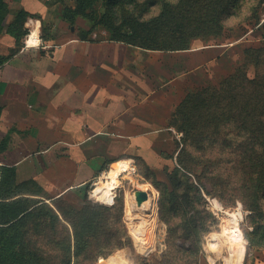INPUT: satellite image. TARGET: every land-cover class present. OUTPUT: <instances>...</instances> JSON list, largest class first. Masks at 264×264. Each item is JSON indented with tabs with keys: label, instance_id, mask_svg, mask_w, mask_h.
Here are the masks:
<instances>
[{
	"label": "rangeland",
	"instance_id": "374dc122",
	"mask_svg": "<svg viewBox=\"0 0 264 264\" xmlns=\"http://www.w3.org/2000/svg\"><path fill=\"white\" fill-rule=\"evenodd\" d=\"M45 1L49 0H1L0 50L4 54L0 61L26 48L34 27H40L39 46L48 43L49 31H73L96 42L111 37L104 22L114 25L106 0H96L93 11H88L91 19L75 16L71 23L63 19L72 15L65 8H77L83 0L80 4L65 0L59 5L57 24L40 26L38 11L48 5ZM50 1L49 5L56 3ZM231 1L137 0L134 5L118 4L116 37L148 48L164 42L170 47L168 42L176 40L173 47L192 52L219 45L226 50L222 64L216 62L208 71L194 75L192 85L176 74L177 81L163 86L169 81L163 75L165 65L162 62L160 68H151L149 76L158 80L155 93L149 97L146 89H140L145 93L138 102L128 103L125 118L130 125L144 123L142 130L135 129L142 133L126 135L120 142L116 141L119 136L113 135L103 152L109 160L104 170L77 195L56 200V206L49 200L60 219L43 205L25 222L6 228L1 224L6 216L0 212V264H232L233 246L225 231L228 213L241 217L242 264H264V247L250 245L247 238L264 222V52L259 56V50L264 51V0H239L227 13L225 4ZM16 27L17 35L11 31ZM176 28L184 29L178 38L173 35ZM254 60L257 62L251 64ZM198 63L194 61L192 67ZM235 76L242 78V89H246L238 100L224 92L233 89L228 82ZM17 138L8 132L0 159L5 156L9 163H16L30 153L23 143L17 145ZM13 148H19L20 155ZM121 160L131 165L120 178L113 203L97 202L91 195L95 185ZM18 168L14 192L35 191L23 166ZM139 191L156 198L155 214L144 212L151 224L146 230L152 246L148 252L140 249L128 230L127 203L132 197L136 202Z\"/></svg>",
	"mask_w": 264,
	"mask_h": 264
},
{
	"label": "crops",
	"instance_id": "0c3cea01",
	"mask_svg": "<svg viewBox=\"0 0 264 264\" xmlns=\"http://www.w3.org/2000/svg\"><path fill=\"white\" fill-rule=\"evenodd\" d=\"M58 12V4L40 7V26L56 25ZM48 33V43L28 45L0 66V143L11 132L18 136L16 144L23 143L30 152L16 163L4 156L0 165L18 171L23 166L27 179L52 200L77 195L108 164L103 152L113 135L120 142L126 135L142 133L135 129L142 130L144 123L130 125L125 118L128 103L138 102L145 93L140 89L149 97L155 93L158 80L149 76L151 68H160L163 62V75L169 80L163 86L177 81L176 74L191 83L194 75L216 62L222 64L226 53L214 45L162 54L121 42L83 41L73 31ZM194 61L199 65L192 67ZM158 76L161 79L160 72ZM128 146L125 141L126 150ZM13 152L20 155L19 148ZM25 162L29 164L24 166ZM19 197L49 203L44 196Z\"/></svg>",
	"mask_w": 264,
	"mask_h": 264
},
{
	"label": "trees",
	"instance_id": "16d2710c",
	"mask_svg": "<svg viewBox=\"0 0 264 264\" xmlns=\"http://www.w3.org/2000/svg\"><path fill=\"white\" fill-rule=\"evenodd\" d=\"M53 1L58 3V5H61V4L63 5L65 0H53ZM87 1L88 0H83L81 2V5L80 6L78 5L77 8H65V10L69 9V12L72 15H71V17H68L65 15V16H63V19L68 23L69 22L71 23L72 20L75 18V16H77V17L83 16L87 19H91L93 17V15L91 13L89 14L88 11H93V7L95 6V4L97 2H96V0L95 1L93 0L90 3ZM0 2H1V0H0ZM49 2L51 3L50 0L45 1V4L49 5L50 4ZM77 2H78V4H80V0H77ZM123 2L126 5H134L137 2V0H106L107 12L110 16V19L113 21L114 25H116L117 22L119 21V15L117 13L118 9L116 7H118V4L123 3ZM238 2H239V0H233L230 2V4L226 3L224 10L227 13H230L231 12L230 9L233 8L235 6V4ZM56 3H54V4L56 5ZM223 14H224V12H223ZM23 17H24L23 20L25 21L26 15L24 14ZM38 19H40V18L38 17ZM104 22L106 23L105 29L108 30V33L111 36L110 38H108V41L121 42L124 44L134 45V46L139 47L141 49H150L153 51L156 50V51H161V52L165 51L167 53H169V52H181V51L187 50V48L173 47L172 44L176 40H170V42H168V44H170V47H166L164 44L165 42L162 43L161 45L157 44L155 47H151V48H148L144 45L141 46L138 44L130 43V42L126 41L123 36L116 37L115 33L118 31L117 28L114 25H112L111 23H109L108 21H106V19L104 20ZM258 25H259V23H258ZM18 29H19V27H16L15 30L12 28L11 31L14 32L15 35H17L16 32L18 31ZM183 31H184V29L182 30L181 28H179V29L176 28V31L174 30L173 31L174 34H173V32H172V34L176 38H178L177 34H180V32L182 33ZM20 34H22V33H20ZM78 36L83 41L89 40L88 37L84 38L83 35H81V33H78ZM169 38H172V37L169 36L168 39ZM259 51H260L259 56H261L262 52H264V51H262V50H259ZM18 52H19V50H18ZM15 53H17V52H15ZM250 56L251 55H249V53H248V57H250ZM10 58L11 57H9L6 60L5 59L1 60L0 66L3 65L4 63H6ZM253 62H257V61L256 60H254L252 62L250 61L251 64ZM248 64L249 63L246 62V66H248ZM241 68L242 67H239V71L241 70ZM241 79H239V76H235V77L230 78L228 85L232 86L233 89L232 90L229 89V92H228V90H224L226 96H230V98H234L235 100H238L240 96L243 97L244 93L242 94V92H245L246 89H242L244 84L242 83ZM262 82H263L262 85L264 86V79H262ZM246 105H247V103L242 106V109H244V107ZM1 110H2V108H0V113H1ZM2 149H3L2 143H0V151ZM104 168H105V166L101 170H104ZM15 176H16V169L14 166L0 165V212L5 214V216H6L4 219V223H1V224L7 225L6 228H10L15 224H17V225L21 224V223L25 222L24 221L25 219L29 218L30 216L33 215V213L36 212L35 209L37 207H41L43 205H45L47 208L49 207L52 211V215L56 216L57 219H60L59 215L57 213L55 214V212L50 207L51 204L46 203L45 201H42V200L30 199L27 197H19L22 195H39V196H44L48 200H52V197L45 196L47 194L34 181H30V185H31L30 188L35 190V191H31V192L16 191V192H14V189L18 186L15 183ZM5 191H6V193H5ZM85 198H86V196H85ZM59 199L60 198L52 200V202H53L52 204H54L56 206L55 202H56V200L58 201ZM86 203H89V202H86ZM62 216L64 217L66 222H69L70 224H72L71 221L64 215L63 212H62ZM247 238L249 240L250 245L255 246L257 248H263L264 247V222L257 224L254 227L253 231L250 234H248ZM1 264H15V262L3 261Z\"/></svg>",
	"mask_w": 264,
	"mask_h": 264
},
{
	"label": "bare ground",
	"instance_id": "6f19581e",
	"mask_svg": "<svg viewBox=\"0 0 264 264\" xmlns=\"http://www.w3.org/2000/svg\"><path fill=\"white\" fill-rule=\"evenodd\" d=\"M38 36L39 30L38 28L34 27L31 31V35L28 38V45H37ZM130 165L131 164L128 160L116 161L111 167L110 171L105 174L102 181L95 185V189L91 194L92 198H95L97 202L112 204L114 200V192L120 185V178L124 173L129 171ZM155 199L156 198L150 194L148 200L141 205L136 204L137 201L135 202L134 197L130 198L127 203L128 230L130 234L138 241V245L143 252H148L152 248V246L149 245L146 234L147 227L151 224L149 223L150 220L148 221L149 217L146 216L144 212L150 211L151 213L155 214ZM214 206L218 210L222 209L221 205L216 202L214 203ZM228 215L229 217L227 218H229V225L226 227L225 231L227 234H229L228 240L233 246L234 260L232 264H242L244 260L245 246L243 242L242 231L239 226L241 217L239 218L238 214L236 213H228Z\"/></svg>",
	"mask_w": 264,
	"mask_h": 264
},
{
	"label": "water",
	"instance_id": "95a60500",
	"mask_svg": "<svg viewBox=\"0 0 264 264\" xmlns=\"http://www.w3.org/2000/svg\"><path fill=\"white\" fill-rule=\"evenodd\" d=\"M149 194L145 191H139L136 193V200L139 205L148 200Z\"/></svg>",
	"mask_w": 264,
	"mask_h": 264
},
{
	"label": "built area",
	"instance_id": "2783aa9c",
	"mask_svg": "<svg viewBox=\"0 0 264 264\" xmlns=\"http://www.w3.org/2000/svg\"><path fill=\"white\" fill-rule=\"evenodd\" d=\"M30 35H31V34H30ZM30 35H29V36H30ZM28 38H29V37H28ZM28 41H29V40L27 39V40H26V45H27V46H28ZM39 44H40V37L38 36V39H37V45H39Z\"/></svg>",
	"mask_w": 264,
	"mask_h": 264
}]
</instances>
